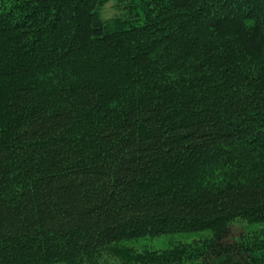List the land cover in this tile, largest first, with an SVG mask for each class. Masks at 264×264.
<instances>
[{"label": "trees", "instance_id": "1", "mask_svg": "<svg viewBox=\"0 0 264 264\" xmlns=\"http://www.w3.org/2000/svg\"><path fill=\"white\" fill-rule=\"evenodd\" d=\"M129 263L264 264V0H0V264Z\"/></svg>", "mask_w": 264, "mask_h": 264}, {"label": "rangeland", "instance_id": "2", "mask_svg": "<svg viewBox=\"0 0 264 264\" xmlns=\"http://www.w3.org/2000/svg\"><path fill=\"white\" fill-rule=\"evenodd\" d=\"M122 12L118 9L114 1H109L102 10V17L104 19H111L114 17L121 16ZM250 225L242 220L237 219L229 224V233L227 236V241L231 242L236 240L240 235L245 233V231L250 230ZM207 231H202L196 234H178L171 236H159L156 238H143L138 241L121 243L120 246H125V248L135 249L143 252L144 250H157L161 251L174 244L181 245L182 243H188L194 239L204 238L208 236ZM130 264V263H129Z\"/></svg>", "mask_w": 264, "mask_h": 264}]
</instances>
